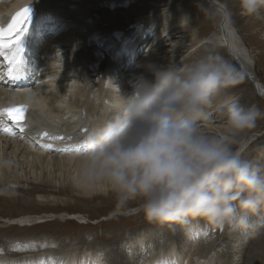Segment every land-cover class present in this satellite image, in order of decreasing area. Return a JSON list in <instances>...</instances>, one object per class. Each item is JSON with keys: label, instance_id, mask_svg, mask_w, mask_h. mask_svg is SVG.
I'll return each mask as SVG.
<instances>
[{"label": "bare ground", "instance_id": "1", "mask_svg": "<svg viewBox=\"0 0 264 264\" xmlns=\"http://www.w3.org/2000/svg\"><path fill=\"white\" fill-rule=\"evenodd\" d=\"M30 1L27 0V2ZM104 1L107 3L106 0ZM104 1H36L37 6H35V9H38L39 12L46 10L45 18L48 19L46 21L41 20L40 28L34 30V35L38 38L39 35L44 34L43 32L49 29L43 40L30 39L32 50L35 49V51L33 53L30 50L28 55L38 64L34 69L31 65L25 63L22 65L20 72L26 80V84L28 83L26 86L20 85L19 81L11 78L5 81L2 80L4 77L0 78V157L10 161L7 166L0 167V193H2L1 191L4 192V189H15L21 192H40L47 189L65 192L72 189V191L82 192L86 195H107L108 192H112L110 186L106 184L96 185L92 188L79 185L76 181L78 164L75 157L83 150L80 140L86 134L85 130L99 124L112 114L118 96V89L115 86L122 93L127 92L126 85L131 81L133 74L139 71L137 66L146 60L179 67L183 65L184 61H187L189 58L187 53L191 49L195 51L204 45L212 47L227 46L230 55L240 63L241 69L244 72L248 71L249 77L257 79V84L256 82L252 84H255L256 93L264 98V84L251 68L253 60L249 55V51L244 48V43L240 41V36L231 25L229 16L220 3L215 0L212 2L219 11L221 18L223 16L219 23L220 35L216 37L203 40L196 39L190 25L186 28L178 26L177 22L180 17L184 16V13L179 12L176 18H173L172 15V18H167L162 14L159 20L155 15L153 21L148 23V27L141 28L142 31L137 38L121 39L119 44L112 45L109 47L111 49L105 51L104 49L108 47L109 43L106 41L107 37H104L105 40L100 43L98 39L100 36L103 37L102 32L95 29L105 21H116L119 25H122V20L118 18L119 12L114 14L117 19L108 20L106 8H102V19L100 21H96V23L91 20L92 11H90L88 5L93 6L94 9L98 3ZM22 2H25V0H0V11L11 9L15 11V8ZM158 13L160 12L158 11ZM139 18H135L134 22H139ZM135 23L131 25V29L132 26L136 25ZM147 32L151 34L149 40L146 38L145 33ZM173 38L177 40L165 45L170 47V51L162 52L165 55L161 56V53L157 51L164 47L165 42ZM161 42L163 44L159 45ZM81 43H87L84 53L82 50H78ZM187 45L189 47H186ZM121 47L122 50H120ZM180 49H185V51L180 52ZM124 51L125 53H123ZM139 51H142L144 55L140 61L138 60L135 68H129L133 64L130 62L133 53L135 56ZM173 52L175 54L180 53L174 55ZM156 53H159L160 56ZM168 53L172 54L166 56ZM103 54H107L108 57L105 60V67L101 69L97 67L93 72L94 66L91 59H98ZM39 65L43 69H39ZM21 92L23 94H20ZM29 97H32V102L27 100ZM228 97L233 96L227 94L225 97L214 98L212 104L205 109L206 117L199 121L202 131L208 134H227V128L221 130L213 124L224 120L217 108ZM18 100L30 103L28 110L32 108L35 117L19 124L22 129L20 126L9 128L8 123H5L1 117V111L9 101ZM2 127H8V130H1ZM15 133L21 138L15 139L14 135L17 136ZM254 135L258 134L250 133V138L239 139L237 148L242 150L248 147ZM27 183H30L32 187L26 186ZM24 184L26 187H24ZM36 200L42 201L39 195L36 196ZM261 212L259 215L262 220L257 221L260 227L254 225L255 236L247 237L243 232L238 234L237 231H232L233 229L227 231L224 228V232L220 234L221 236L219 235L216 241L207 245L199 244L200 239L195 241L196 243L193 245L183 236L184 232L188 234L199 233L201 226L199 221L195 226L190 225V229L187 228V225L196 223L189 217L188 221L183 222L185 230H182L178 236H174L172 233L167 235V238L160 239L164 240L163 245L168 240H174L180 248L178 253L175 254L176 259L165 264H264V214L262 215ZM75 217L76 215L73 216V218ZM49 218H51L49 215H28L18 218H6L1 222L7 225L24 227L32 226L36 222H47ZM181 225L182 222L177 223V226ZM150 233L145 231L143 234L139 233L132 239L130 238L131 240L124 244H117V248L122 246L121 248L126 251L129 250L130 253L132 251L142 253L139 256L140 259H134L132 253L123 254L121 250L114 249V255L116 254L119 257L118 264H153V262L159 264L157 260L148 261V259L153 258V255H146L145 251L143 252L140 249L142 239H152V242H154L159 238L154 239L152 233ZM24 242H28V244L18 242L5 247H10L9 251L14 250L13 248L18 251L29 250L30 256L19 258L18 255L6 254L8 251L3 248L5 252L0 253V264H86L89 260L91 264H106L105 260H102V262L97 259L98 252L102 251L94 245L71 247L69 250L60 247L59 241L58 245L52 243L49 238L41 240L38 245L35 241L34 243L28 239ZM116 243L114 242V244ZM161 247L162 244L159 248ZM167 248L170 251L165 247L162 251L164 253L174 251L172 245ZM75 249H80L82 252L76 253ZM159 251L160 249L156 253ZM106 255L104 254L105 257ZM117 260L118 258H115V263L111 264H117Z\"/></svg>", "mask_w": 264, "mask_h": 264}, {"label": "clouds", "instance_id": "2", "mask_svg": "<svg viewBox=\"0 0 264 264\" xmlns=\"http://www.w3.org/2000/svg\"><path fill=\"white\" fill-rule=\"evenodd\" d=\"M240 3L248 15L264 9V0ZM177 23L186 28L190 17ZM137 67L131 91L115 86L112 114L81 138L77 183L110 186L117 212L143 213L150 221L199 216L236 231L253 227L252 217L264 211V168L234 145L264 113L228 97L217 108L227 134H208L199 124L240 70L212 46L183 67L153 60ZM9 163L0 157V167Z\"/></svg>", "mask_w": 264, "mask_h": 264}, {"label": "rangeland", "instance_id": "3", "mask_svg": "<svg viewBox=\"0 0 264 264\" xmlns=\"http://www.w3.org/2000/svg\"><path fill=\"white\" fill-rule=\"evenodd\" d=\"M106 1L107 3L105 1L98 3L96 5L97 7L94 9L92 8L93 6L88 5L89 9H91L90 11H92L91 20H94L95 22H98L102 19V8L107 9L108 16L106 17L108 18V20L117 19L114 17V14L117 12L120 13L118 18H121L122 25H119V23L116 21H105L103 24H99L98 28L95 29L99 30V32H102L103 37L100 36L98 39L100 43L101 41L105 40L104 37H107L106 41L109 43L108 47L104 49L105 51L111 49L109 48L110 46L119 44V41H121V39H128L129 37L137 38L142 29L146 26L148 27V23L153 21L155 15L157 16V20H159V18L162 17V14L167 18H172V16L173 18H176L178 17V14L180 12L181 14L184 13V15L190 17V29L193 31L196 39L203 40L205 38H211L220 35L219 23L222 20L223 16L221 18L219 11L212 3L213 0ZM215 1L220 3L224 10H226L231 25L240 36V41L244 43V48L249 51V55L253 60V65L251 66V68L254 70V74L264 84V9H262L257 15H248L242 9L240 0ZM158 11L161 14L158 13ZM157 14L160 15L158 16ZM135 18H139L140 21L135 23ZM133 23H135L136 25L132 26L131 29L130 27ZM145 34L148 40L151 39V34L149 32ZM173 40L177 39L173 38L165 42V44H163L162 42L159 43V45L163 44L164 47H162L157 52L161 53V56H164L165 53L162 54V52L170 51V47L165 45L170 44ZM86 45L87 43H81V47H78L79 49H77L82 50L84 53ZM186 47H189V45H187ZM207 47L209 46L204 45L203 47H200L195 51H192L191 49L187 53L189 54V58L186 62L184 61L182 63L183 65H180L179 67H183L185 64L194 61ZM214 48L219 52L220 55L234 64L240 70L238 79L230 87L226 88L228 89V91H226V89L222 90L215 98L221 96L225 97L228 94L237 99L242 105L255 106L260 110L261 113H264V98L256 93V87H254V85L250 82L249 77L247 76L249 74L248 71L244 72V70L241 69L240 63L230 55L227 46ZM120 50H122V47L120 48ZM180 50V52L185 51V49ZM180 52H177L176 54L175 52H173V54L178 55ZM123 53H125V51ZM142 53V51H139V53H137L135 56L133 53V58L130 60V62L136 65L131 64L129 68H135L137 66L138 60L140 61L142 56L144 55ZM159 53L156 54L159 55ZM170 54L172 53H168L166 56H170ZM107 58V54H103L98 59L92 58L91 60L94 66L92 71L95 72V69L97 67L100 69L104 68L105 64H103L102 66V63H104ZM128 90L129 89L127 88V92ZM213 125L218 126L221 130H223V128H227L225 119L221 120L220 122H216ZM250 133H257L258 135L252 136L253 139L248 144V147H245L241 150L242 157L250 161L253 165L264 168V115H262L261 118L257 120L255 127L241 132L239 136L236 137L237 142L239 139L250 138ZM234 147L237 148V144L234 145ZM26 186H29L30 188L32 187L30 183H27ZM26 186L24 184V187ZM1 192L0 253H3V251L5 250L8 251L6 254H11L13 256L18 255L19 258H21V256H30L31 253H28L29 250H21V252L15 248H13L14 250L9 251L8 249H10V247L5 246L14 243L17 244L18 242L26 245L28 244V242L24 241L27 239L31 240L32 242L35 241L38 245L41 240L49 238L52 243L58 245L59 241L60 247L69 250L71 247L76 248L94 245L96 247H99L102 251L98 252V258L96 257L97 259H99L100 261L105 260L106 264H111L115 263V258H118V260L116 261V263L118 264L119 257L116 254L114 255V249L121 250L123 254L132 253L134 255V259H140L139 256L142 255V253L140 251H132L130 253L129 250L126 251L125 249L121 248L122 246L117 248V244H124L128 240H131L137 234H143L145 231H148L152 233V237L154 239L158 237L159 238L155 241L153 240L154 242H152V239H142L140 249L143 250V252L145 251L146 255H153V258L148 259V261L157 260L159 261V264H165L167 262L173 261V259H176L175 254L178 253V250L180 248H178V244H176L174 240H168L166 244L163 245L164 240L160 239H165L167 238V235H171L172 233L174 234V236H178L182 230H185L183 222L181 226H177L178 222L176 221H150L144 216L143 213L117 212L115 208V199L113 192H108L107 195H86L82 192L72 191V189H69L65 192H61L59 190L50 191L49 189H47L40 192L24 191L25 193L23 191L21 192L20 190L17 191L15 189H4V192ZM37 195L40 196L42 201L36 200ZM51 197L53 199L50 200L49 198ZM134 206L136 205H130V207ZM261 213L263 215L264 211ZM66 214H73V216L76 215V217L80 218H77V221L63 220V217L68 219ZM28 215H49L51 216V218H49L47 222H36V224H32V226L24 227L18 225H7L4 222H1L6 218H18ZM191 218L196 223L187 225L188 229H190V225L195 226L196 224H198L197 221H199V223L201 224L198 234H188L184 232L183 236L186 237L187 241L192 242L193 245L196 243L195 241L199 239V244H211L218 239L219 235L222 232H224V228H226L227 231L232 230V228L228 225H212L208 223L207 220L203 217L192 216ZM261 220L262 219L260 218V215L258 213L257 215L252 217L253 227L246 231H237L238 234L243 232V234H245V236L247 237L251 235L255 236L256 233L254 231V225L260 227L257 223ZM169 231L170 233H168ZM114 242L117 243L114 244ZM161 244L162 247L159 248ZM170 245H172L174 251L171 253H164L162 249H164V247L165 249H168L167 247ZM159 249L160 251L156 253ZM74 251H76V253L82 252L80 249H75ZM45 252H47V250H45ZM104 254H107L106 257L104 256ZM86 264H91L90 260L87 261ZM153 264H158V262H153Z\"/></svg>", "mask_w": 264, "mask_h": 264}, {"label": "snow or ice", "instance_id": "4", "mask_svg": "<svg viewBox=\"0 0 264 264\" xmlns=\"http://www.w3.org/2000/svg\"><path fill=\"white\" fill-rule=\"evenodd\" d=\"M31 22V9L30 7H25L22 11L18 12L13 18L12 23L8 27L0 28V55H6L9 59V74L10 78L18 79L17 75H12L14 72H18L22 61L24 49L21 46V41L25 33L28 31V26ZM5 50H11L5 54ZM235 81H233L234 83ZM6 114L10 120L19 125L18 121L20 117L17 113H22V108H11L6 109ZM63 139V137H61Z\"/></svg>", "mask_w": 264, "mask_h": 264}, {"label": "water", "instance_id": "5", "mask_svg": "<svg viewBox=\"0 0 264 264\" xmlns=\"http://www.w3.org/2000/svg\"><path fill=\"white\" fill-rule=\"evenodd\" d=\"M103 64H106V61H104V63H102V66H103ZM249 77V76H248ZM250 78V81H251V83H254V82H256V84H257V79L255 80H252V77H249ZM254 85V87H255V84H253Z\"/></svg>", "mask_w": 264, "mask_h": 264}, {"label": "built area", "instance_id": "6", "mask_svg": "<svg viewBox=\"0 0 264 264\" xmlns=\"http://www.w3.org/2000/svg\"><path fill=\"white\" fill-rule=\"evenodd\" d=\"M249 80H250V78H249ZM252 80H254V78H252Z\"/></svg>", "mask_w": 264, "mask_h": 264}]
</instances>
